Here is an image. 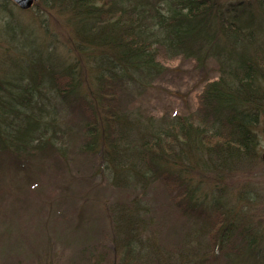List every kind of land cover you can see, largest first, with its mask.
<instances>
[{
    "label": "trees",
    "instance_id": "16d2710c",
    "mask_svg": "<svg viewBox=\"0 0 264 264\" xmlns=\"http://www.w3.org/2000/svg\"><path fill=\"white\" fill-rule=\"evenodd\" d=\"M10 3L0 0V38L6 40L0 53V169L11 162L15 182L34 184L47 163L59 167L56 156L69 147L58 144L76 131L79 152L101 149L116 186L160 182L173 208L199 223L208 252L221 255L224 264H264L258 228L228 206L219 186L261 158L264 0H68L69 19L78 26L74 53L65 58L26 30ZM161 52L201 66L214 60L218 76L204 84L191 113L129 118L123 98L162 75ZM209 182L211 189H204ZM115 214L113 233L121 247L112 264L208 262L158 251L140 233L136 206H118ZM97 262L90 257L88 264Z\"/></svg>",
    "mask_w": 264,
    "mask_h": 264
},
{
    "label": "rangeland",
    "instance_id": "374dc122",
    "mask_svg": "<svg viewBox=\"0 0 264 264\" xmlns=\"http://www.w3.org/2000/svg\"><path fill=\"white\" fill-rule=\"evenodd\" d=\"M67 1L38 0L25 10L13 3L8 6L13 12L11 15L15 14V19L26 30L28 26L40 39L55 47L60 58H65L74 53L72 37L78 26L69 19ZM241 1L257 0H219L224 5ZM3 24L4 20L0 19V34ZM5 43L1 37L0 53L6 49ZM7 50L13 54L11 47ZM158 59L164 67L162 75L142 91L132 89V94L123 98L129 118L144 121L147 117L159 119L191 113L204 84L218 76V64L214 60L201 66L193 58H169L163 52ZM84 69L88 76L93 73L90 64ZM72 120L70 117L68 125H72ZM66 121L61 119L60 124ZM73 133L72 138L66 135L58 144L69 147L62 158L56 156L59 167L47 163L34 184L28 179L15 182L18 173L11 170V162L0 169V264H88L90 257L98 260V264H112L121 247L113 233L118 206H136L143 224L140 233L158 251L169 257L182 251L181 261L188 255L203 258L208 261L206 264H224L221 255L208 252L207 239L199 223L188 220L173 208L160 182L148 179L143 186H116L101 149L94 155L80 153L79 133ZM257 135L262 153V127ZM35 171L40 172L41 166ZM221 180L220 192L228 206L258 228L264 244V164L261 158ZM211 184H204V189L210 190ZM163 263L170 264L169 261Z\"/></svg>",
    "mask_w": 264,
    "mask_h": 264
},
{
    "label": "water",
    "instance_id": "95a60500",
    "mask_svg": "<svg viewBox=\"0 0 264 264\" xmlns=\"http://www.w3.org/2000/svg\"><path fill=\"white\" fill-rule=\"evenodd\" d=\"M15 5H17L21 10L29 9L31 8L36 0H10ZM261 160L264 163V152L261 153Z\"/></svg>",
    "mask_w": 264,
    "mask_h": 264
}]
</instances>
